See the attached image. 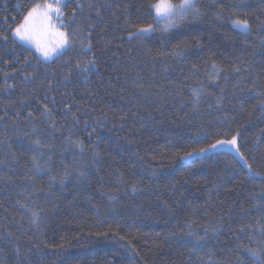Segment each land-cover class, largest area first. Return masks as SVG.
<instances>
[{"label":"trees","instance_id":"obj_1","mask_svg":"<svg viewBox=\"0 0 264 264\" xmlns=\"http://www.w3.org/2000/svg\"><path fill=\"white\" fill-rule=\"evenodd\" d=\"M159 1L97 0L109 5L103 20L85 7L69 24L77 0H62V15L53 12L56 28L83 31L71 37V50L45 61L26 44L14 46L9 29L33 5L55 7V0H0V35L9 36L0 40V157L15 153L18 160L0 169V264H18L16 249L20 264H27L25 256L31 264H234L239 245L260 241L256 235L250 243L238 230L264 225L252 209L253 193L264 189V30L258 27L264 0H246L240 8L233 7L239 0H196L201 15L189 14L167 31L149 8ZM236 18L247 19L249 30L234 27ZM148 24L156 30L129 36ZM177 45L188 46L187 59L172 55ZM93 58L91 71L75 69ZM29 73L35 79L25 81ZM193 88L202 89L198 112L187 104ZM219 96L221 105L209 108ZM45 107L55 120L51 134ZM33 126L55 145L50 173L34 170L28 139H20ZM69 130L83 154L61 147ZM237 133L240 153L261 176L248 172L234 149L177 162L193 148ZM61 154L64 165L91 166L86 181L73 175L63 186L59 179L50 183L63 173ZM35 208L42 210L38 227L31 223ZM209 223L218 227L216 238L193 255L197 236L186 233L202 237Z\"/></svg>","mask_w":264,"mask_h":264},{"label":"snow or ice","instance_id":"obj_2","mask_svg":"<svg viewBox=\"0 0 264 264\" xmlns=\"http://www.w3.org/2000/svg\"><path fill=\"white\" fill-rule=\"evenodd\" d=\"M62 3V0H55V7L53 3H44V4H35L31 8L28 9L27 15L23 17V22L19 25H17L15 28L9 29L11 31L12 36L16 38V40H13L12 43L14 46H22L25 43H32L34 42V34H35V20L38 17H43L45 19H51L49 16V13L55 12L58 16L62 15L60 12L59 5ZM19 6V5H18ZM246 0H239L237 4H234L233 7L240 8V7H246ZM85 7L89 8L90 10L95 11V18L97 20H103L102 12L109 8V5L103 2H97V0H88V3H83V0H77L76 6L73 9L72 17L69 20V24L74 21L76 18V15L79 11H82ZM149 8L155 11V17H154V23L159 24L163 22V30L167 31L171 28L177 27L187 15L191 14L193 18H198L201 15L200 8L197 5L196 0H181L179 4H171L167 2V0H161L159 3H153L149 5ZM218 16L223 17L224 13L223 11H219L217 13ZM236 14L233 13V16ZM259 19V18H258ZM85 20L88 21V23L91 25V13L89 17H85ZM233 26L240 28L242 30H249L250 25L249 21L247 19H233L232 20ZM94 27V26H93ZM258 27L262 30H264V21H260L258 24ZM156 28L154 27V24H148L146 27H140L136 30V32H130L129 36L132 38H136L139 36H142L144 34H147L149 32L155 31ZM83 29H74L72 33H66L64 31H58L56 35L60 38L57 48H42L39 44V42H36V51L40 53V55L45 59H49L53 52L58 51L59 49L67 48L69 50L72 49V39L71 37L73 35H76L78 32H82ZM0 40H2L4 43H7L9 40L8 35H0ZM17 40L21 42V45H17ZM197 46H199V42L197 41ZM187 48L186 45H177L174 47L172 51L173 56L182 57L184 59H187ZM87 51H91V46L89 45L87 47ZM150 53H146L148 55ZM25 62H27V58H25ZM96 60L89 59L83 64H81L79 61L75 65V69H79L80 73H86L91 71L93 67H95ZM213 69L219 74L222 70L220 67L213 62L212 63ZM195 71V68H194ZM234 72H240V67H233ZM70 77V74H65V80H68ZM35 79V76L32 74H26L24 76L25 81H31ZM87 79V77H85ZM225 80H227V76H225ZM6 82V81H5ZM9 88H12V85H8ZM53 87L52 82L50 81L48 84V89H51ZM223 91V89L221 90ZM201 94L202 89L201 88H193L192 94L187 102L188 105L191 106L192 110L194 112H198L199 105L201 103ZM209 96H211V93H209ZM215 105L209 103V108H212L214 106H220L223 97H215ZM261 108L264 109V103L261 104ZM70 111V108L67 109ZM31 115V113L29 114ZM44 115L47 119H52V124L49 125V134L51 132H54L56 130L55 120L52 117L51 109L45 107L44 108ZM73 123L78 124L79 123V116L76 113H73ZM86 123V122H85ZM39 130L33 126V130L31 133L25 132L20 137V139L27 138L28 144L31 146V151H33L34 155L31 157V163L33 165V168L37 172H51V165L53 163L54 158V149L55 145L51 143H45V140L42 139V134H37ZM95 130L93 129L94 134ZM73 133L71 130H69V135L65 136L63 141L61 142V147L65 151H71L73 148H80L81 154H83L84 146L83 143L80 141H76L72 139ZM238 133L235 135H232L231 139H217L214 143H210L205 147H199V148H193L192 151L185 152L182 156H179L178 161L180 160H190L194 157H203L205 154L214 152L217 148H223L225 145H230L236 152V154L239 156V160L243 162L245 168H247L248 172H253L252 166L248 163L247 159L244 157L243 154L240 153V148L238 146ZM32 136H35V139L32 138ZM46 150V151H45ZM97 154L94 152L93 156L95 159V156ZM10 157V159H9ZM46 157L44 160V163L41 164L39 161ZM63 154H61V165L63 166V173L57 176H52L50 183L53 181H56L59 179V182L61 186H63L64 182L66 180H70L73 175H75L76 179L78 181H86L90 172V167H82L77 162L75 164V167H69L67 165L63 164ZM18 163V160L16 158L15 153H8L3 157H0V169L7 166L9 168L12 167L13 164ZM47 165V166H46ZM76 169H79L78 171ZM253 176H261V173L253 172ZM262 179H264V176H261ZM0 179H3V177H0ZM139 190L137 184L131 185V191L137 192ZM49 195H54L53 192H49ZM109 200H116V196L109 194ZM252 200L255 201L252 204V209L260 212L261 216L264 217V189H261L257 192H254L252 195ZM242 210L247 211L243 209V206H241ZM171 210V209H170ZM32 214V220L31 223L35 226H39V223L41 221V209L35 208L30 209ZM257 224H260V221H257ZM218 231V227L215 226L212 223H209L205 226H203V232L204 235L201 237L198 233H193L192 231H189L186 233L187 236H197L196 243L193 245V255H195L196 251L202 250L204 247L207 246L209 241L211 239L216 238V232ZM239 233H248V239L249 242L252 243L254 241V237L256 235L260 236V241L256 242V246L252 247L248 244H241L238 246L237 251L240 253V255H237L234 260V264H245V260L242 259V256L250 257L254 264H264V225L259 227L257 230H253L251 226H242L239 230ZM211 233V235H209ZM11 235V234H9ZM103 235H107L106 233ZM175 235V234H173ZM123 239V237H121ZM179 241H183V236L177 238ZM34 247L38 248V245H34ZM31 251V249H29ZM62 251V247L58 248L56 251V255H60ZM23 254L19 251V249H16V257L18 264H20V258ZM201 261L203 258H199ZM25 261H27V264H31L30 261H28V258L25 256Z\"/></svg>","mask_w":264,"mask_h":264},{"label":"rangeland","instance_id":"obj_3","mask_svg":"<svg viewBox=\"0 0 264 264\" xmlns=\"http://www.w3.org/2000/svg\"><path fill=\"white\" fill-rule=\"evenodd\" d=\"M159 2H161V1H159ZM179 3H177V4H179ZM171 4H173V3H171ZM154 15H155V11H154ZM49 16L51 17V19H45L43 17H38L35 20V22H34L35 23V34H34V38H33L34 42L25 43L27 46L32 48L36 52V54L43 60H45V59L40 55L39 52L36 51V42H39V44L42 48L52 49V48H57L58 43H59V39H60L56 35V33L59 31L55 25V20H56L55 16L56 15H54L52 12V13H49ZM160 27L163 28V22H161ZM240 30H242V29H240ZM63 49H59L58 51L53 52L52 56L47 60L53 59L55 56H57L59 53H61V51ZM47 60H45V61H47ZM221 149L233 151V148L230 145H225L223 148H217L216 150H221Z\"/></svg>","mask_w":264,"mask_h":264}]
</instances>
